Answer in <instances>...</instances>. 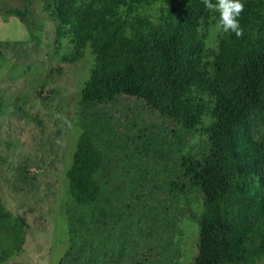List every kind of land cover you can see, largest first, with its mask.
I'll return each instance as SVG.
<instances>
[{"label":"trees","instance_id":"trees-1","mask_svg":"<svg viewBox=\"0 0 264 264\" xmlns=\"http://www.w3.org/2000/svg\"><path fill=\"white\" fill-rule=\"evenodd\" d=\"M50 1L58 31L72 34V60L86 47L94 56L78 101L82 132L66 171L69 243L58 264H174L166 218L144 209L149 185L174 162L158 126L184 136L206 116V152L181 155L169 180L205 201L193 264L264 257V0H241L243 35L222 32L215 48L200 32L219 13L203 0ZM155 4L154 14L142 12ZM32 14L0 10L29 25ZM25 226L0 206V229L12 233L0 238V264L22 251Z\"/></svg>","mask_w":264,"mask_h":264},{"label":"rangeland","instance_id":"rangeland-1","mask_svg":"<svg viewBox=\"0 0 264 264\" xmlns=\"http://www.w3.org/2000/svg\"><path fill=\"white\" fill-rule=\"evenodd\" d=\"M6 7L29 8V24L0 15V206L25 220L22 251L2 264H58L69 243L65 203L66 171L73 163L82 132L77 123L81 89L89 78L94 56L89 47L78 60L68 28L58 31L50 0H0ZM158 4L142 10L154 14ZM212 22L200 34L215 48L222 32ZM184 136L169 135L159 124L162 148L171 146L174 162L158 174L144 197V209L166 218V230L177 251L174 264H193L200 252L201 226L207 213L199 190L186 192L169 180L178 178L180 156L201 158L207 150L200 129ZM180 183V182H179ZM0 238H12L0 229ZM254 264H264V257Z\"/></svg>","mask_w":264,"mask_h":264},{"label":"clouds","instance_id":"clouds-1","mask_svg":"<svg viewBox=\"0 0 264 264\" xmlns=\"http://www.w3.org/2000/svg\"><path fill=\"white\" fill-rule=\"evenodd\" d=\"M205 7L219 13V20L215 26L217 32L235 33L237 37L243 35V29L240 26L239 17L244 11V4L241 0H203Z\"/></svg>","mask_w":264,"mask_h":264}]
</instances>
